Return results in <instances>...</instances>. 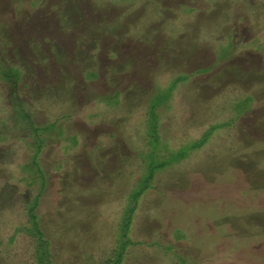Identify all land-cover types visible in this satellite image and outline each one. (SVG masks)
<instances>
[{
	"label": "rangeland",
	"instance_id": "rangeland-1",
	"mask_svg": "<svg viewBox=\"0 0 264 264\" xmlns=\"http://www.w3.org/2000/svg\"><path fill=\"white\" fill-rule=\"evenodd\" d=\"M0 264H264V0H0Z\"/></svg>",
	"mask_w": 264,
	"mask_h": 264
},
{
	"label": "trees",
	"instance_id": "trees-1",
	"mask_svg": "<svg viewBox=\"0 0 264 264\" xmlns=\"http://www.w3.org/2000/svg\"><path fill=\"white\" fill-rule=\"evenodd\" d=\"M110 102V101H109ZM112 104H114V103H112ZM151 113V112H150ZM151 115L153 116V117H157V115H156V113L155 112H153V113H151ZM156 118H154L153 119V121H154V123L156 122ZM209 135H210V133H205L202 137H201V143L203 142V141H205L207 138H209ZM40 142H41V140H40ZM40 145V144H39ZM39 145L37 146V149H39ZM36 154V153H35ZM32 164H35L36 165V168H38V170H39V166H38V163H36V160L34 159L33 161H32ZM32 164H30V165H32ZM153 166H155V165H153ZM156 166H158V167H161L160 165H156ZM152 168V167H151ZM39 174H42V173H39ZM36 176H37V174H35V176H34V179H32L29 183L30 184H32L33 182H34V180H35V182H36ZM152 176V174L149 176V178ZM45 181V180H44ZM44 183V182H43ZM140 194V192H138L137 193V195H139ZM36 198V197H35ZM34 200V201H33ZM32 200V204L30 205V207H29V209H28V211H27V215H28V217H29V223H30V225L29 226H27V225H18L17 226V230L18 231H22V232H26V233H28V234H32V235H38V237H40V235H41V230H40V228H39V223H38V219H37V215H36V213L34 212V209L36 208V206L38 205V200H37V198L36 199H33ZM134 205L133 206H131V208H130V214L133 212V210H134V208H135V206H136V198L134 199ZM129 214V215H130ZM130 217H131V215L130 216H128V222L124 225V226H126L125 227V233L122 235V237H123V239L124 240H126L127 238L128 239H130L129 238V235H128V229H129V225H130ZM40 243L42 244V246H43V248H41V247H39L40 248V250H41V252H42V254L43 255H48V252H47V244L45 243V241H43L42 239H41V237H40ZM50 243V242H49Z\"/></svg>",
	"mask_w": 264,
	"mask_h": 264
}]
</instances>
